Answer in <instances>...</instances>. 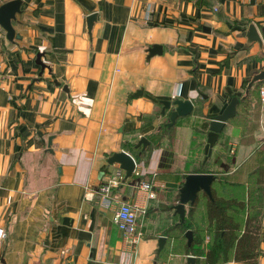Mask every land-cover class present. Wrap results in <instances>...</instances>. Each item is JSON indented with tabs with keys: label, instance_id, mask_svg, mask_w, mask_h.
Wrapping results in <instances>:
<instances>
[{
	"label": "crops",
	"instance_id": "0c3cea01",
	"mask_svg": "<svg viewBox=\"0 0 264 264\" xmlns=\"http://www.w3.org/2000/svg\"><path fill=\"white\" fill-rule=\"evenodd\" d=\"M13 25L14 43L0 28V264H155L162 225L147 238L143 231L133 251L112 212L86 194L107 182L120 166L108 159L125 151L136 173L117 191L121 202L144 204L141 181L157 192L142 229L174 207L184 176L202 167L211 118L233 97L240 104L264 69V0H24ZM249 25L262 45L243 36ZM154 45L162 55L149 56ZM253 87L263 112L257 131L228 121L206 166L243 187L256 167L264 172V81ZM174 100L191 101L193 111L168 128L161 102ZM142 138L145 150L137 148ZM261 211L255 264H264V174Z\"/></svg>",
	"mask_w": 264,
	"mask_h": 264
},
{
	"label": "trees",
	"instance_id": "16d2710c",
	"mask_svg": "<svg viewBox=\"0 0 264 264\" xmlns=\"http://www.w3.org/2000/svg\"><path fill=\"white\" fill-rule=\"evenodd\" d=\"M254 88L256 87L249 90L248 95L239 104V109L243 114L240 116V113L237 112L233 118L239 119V123L242 124L247 134H250V121H247L246 116L250 112L249 107ZM160 137V133L153 137L156 144L159 143ZM206 166L207 161L204 164L202 161V167L196 168L194 173H211L216 175V179L211 185L212 198L200 192L194 204L187 206L188 209L184 223L180 224L179 220L175 221L174 226L169 228V230L165 229L163 235L171 243L173 232L180 231L184 236L185 232L192 231V242L188 246L186 240V244L183 246V255L185 257H194L195 264L257 263L261 255L263 168L256 167L250 173L248 186L243 187V185L226 183L225 177L219 171H213V169ZM244 193L247 196L246 200L243 199ZM178 198L179 192L176 194L173 205L178 202ZM170 210L173 211L174 207L167 206L165 209V211ZM203 210L205 213L204 219L210 229L207 234L210 238L207 245L204 243L205 228L201 226L203 216L201 221L200 214ZM176 217L177 215H172V218ZM190 223L193 224L195 229H185V226ZM167 243L165 248L157 254L155 264H161L164 256L169 255L170 245L168 248Z\"/></svg>",
	"mask_w": 264,
	"mask_h": 264
},
{
	"label": "water",
	"instance_id": "95a60500",
	"mask_svg": "<svg viewBox=\"0 0 264 264\" xmlns=\"http://www.w3.org/2000/svg\"><path fill=\"white\" fill-rule=\"evenodd\" d=\"M23 1L24 0H9L0 5V28L6 33V38L11 43H14L16 38H19L16 34L13 23L17 19V14L22 12ZM96 17V13H93L87 19V27L90 35L92 34ZM261 33L264 35V28L261 29ZM242 34L250 43L256 42L259 45H262V40L257 35V32L253 25H249L247 30L243 31ZM148 53L150 57L162 55L163 47L161 45H154L148 50ZM43 57V54H39L37 56V64L41 66L42 72H44V70L47 68L45 63L42 61ZM263 81L264 69L251 78L247 85L246 93H248L249 89L255 83ZM142 94L143 91L139 90L136 94H134V97H139ZM161 103L163 105L162 115H167L168 117V128L173 127L177 119L187 117L193 111V103L191 101L174 100L162 101ZM238 105L239 99L233 97L220 115L211 118L208 132L206 134L203 164L206 163V161L211 157L212 148L217 142L219 134L223 130L225 124L236 116V108ZM167 111L169 112L166 113ZM51 146L52 139H49V148H51ZM148 146H150V142L146 138H142L139 141L137 148L142 147L145 150ZM108 163L109 165H120V167L126 173V179L131 178L136 170V161L130 154L125 151L113 154L108 159ZM215 179L216 176L211 173H193L187 174L184 177V181L179 189V198L177 205L174 206V214L177 215L180 224H183L185 221L187 206H192L194 204L200 192H203L209 198H212L211 185L215 181ZM184 236L187 240V245L189 246L193 239L192 231L185 232ZM166 242L167 238L165 236H161L159 238L158 253H160L164 249ZM186 264H195V258L192 256H188Z\"/></svg>",
	"mask_w": 264,
	"mask_h": 264
},
{
	"label": "built area",
	"instance_id": "2783aa9c",
	"mask_svg": "<svg viewBox=\"0 0 264 264\" xmlns=\"http://www.w3.org/2000/svg\"><path fill=\"white\" fill-rule=\"evenodd\" d=\"M3 77V68L0 64V80ZM261 101L264 102V90L260 91ZM136 173V170H135ZM125 171L116 167L106 175L107 182L97 190H88V199L98 198L100 205L112 212V223L121 232L126 244L135 251L144 238L142 230V219L147 218L148 201L157 199L154 183L141 181L139 189L145 195L144 204L138 206L129 202H121L120 194L117 192L125 183ZM5 232L0 228V246L3 243Z\"/></svg>",
	"mask_w": 264,
	"mask_h": 264
},
{
	"label": "rangeland",
	"instance_id": "374dc122",
	"mask_svg": "<svg viewBox=\"0 0 264 264\" xmlns=\"http://www.w3.org/2000/svg\"><path fill=\"white\" fill-rule=\"evenodd\" d=\"M258 101L256 100L255 97L251 98V104L249 107L250 112L248 113V115L250 116V118L247 121H250V129L249 132L251 134V136L254 134V132L257 131L258 129V125H260V117L263 115V112L261 114V109L258 107ZM260 104L262 105V103L260 102ZM133 145V144H132ZM128 147H131V145H126ZM191 169V168H190ZM174 203V202H173ZM177 205V202L174 204V206ZM166 207V206H165ZM164 207V208H165ZM167 208V207H166ZM165 208V209H166ZM188 209V208H187ZM159 213H161V217L156 219V216H153V219H155V221L153 222V227L150 226V228H143L142 230L145 232V237L147 238V236L149 235L150 230L155 229L154 227L157 225H162V227L160 229L157 230V232L155 233V236H159V234H161L162 232L165 231V229L172 228L175 224V221L178 220V218H172V215L174 214V210H170V211H165L163 210L162 212L158 211ZM150 213H152L153 215L158 214L156 210H152ZM158 220V221H157ZM185 229H195V227L193 226L192 223L188 224L185 226ZM197 231V230H196ZM160 236H164L163 234ZM186 244V239L185 236H183V234L180 231L177 232H173L171 235V244H170V248H169V255H165L164 259H162L161 264H175V260H181L179 261L180 263H186L187 257H185L183 255V246ZM172 259L171 261H169L170 259Z\"/></svg>",
	"mask_w": 264,
	"mask_h": 264
}]
</instances>
